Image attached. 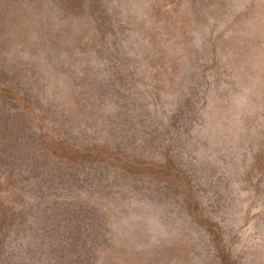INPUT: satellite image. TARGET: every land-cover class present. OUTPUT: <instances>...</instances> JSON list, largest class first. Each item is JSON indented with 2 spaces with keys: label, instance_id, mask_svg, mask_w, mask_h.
<instances>
[{
  "label": "rangeland",
  "instance_id": "374dc122",
  "mask_svg": "<svg viewBox=\"0 0 264 264\" xmlns=\"http://www.w3.org/2000/svg\"><path fill=\"white\" fill-rule=\"evenodd\" d=\"M263 9L0 0V264H264Z\"/></svg>",
  "mask_w": 264,
  "mask_h": 264
},
{
  "label": "bare ground",
  "instance_id": "6f19581e",
  "mask_svg": "<svg viewBox=\"0 0 264 264\" xmlns=\"http://www.w3.org/2000/svg\"><path fill=\"white\" fill-rule=\"evenodd\" d=\"M264 10V9H263ZM263 17H264V15H262ZM261 18V17H260ZM259 19V18H258ZM262 19H264V18H262ZM256 21V20H255ZM263 21V20H262ZM17 30V29H16ZM2 32V31H1ZM17 32V31H16ZM262 38V37H261ZM7 39V38H6ZM256 54V53H255ZM257 60V59H256ZM262 62H264V61H262ZM260 66V65H259ZM261 67H262V65H261ZM263 69V68H262ZM259 77H261V76H259ZM140 79V78H139ZM139 81V80H138ZM141 81V80H140ZM259 82V81H258ZM260 83V82H259ZM253 84H255V83H253ZM248 85V84H247ZM257 85V84H256ZM261 85H262V87H263V84H260L259 86H260V88H261ZM255 86V85H254ZM248 87H250L251 88V86L250 85H248ZM249 88V89H250ZM259 88V87H258ZM70 89V88H69ZM252 89H253V87H252ZM60 90V89H59ZM250 92V91H249ZM260 92V91H259ZM256 93V92H255ZM260 95H262V94H260ZM260 95H258L259 97H260ZM73 96V95H72ZM84 96V95H83ZM89 98V97H88ZM92 99V98H91ZM89 100V99H88ZM256 100V99H255ZM79 102V101H78ZM90 102V101H89ZM88 103V102H87ZM79 104H81V103H79ZM79 107V106H78ZM83 110V109H82ZM86 110V109H85ZM89 111H91V110H89ZM97 111H98V109H97ZM247 112V111H246ZM257 112V111H256ZM81 113V112H80ZM74 114V113H73ZM79 114V113H78ZM86 115V114H85ZM88 115V114H87ZM245 115V114H244ZM81 117V116H80ZM252 117H253V115H252ZM84 122L86 121V120H83ZM62 156V155H61ZM234 185V184H233ZM99 199V198H98ZM111 201H112V199H111ZM105 202V201H104ZM106 203V202H105ZM107 204V203H106ZM117 206V205H116ZM108 208V207H107ZM115 208V207H114ZM132 209H134V208H132ZM116 210V209H115ZM110 211V210H109ZM112 211V210H111ZM110 211V212H111ZM134 211V210H133ZM137 211V210H136ZM122 212H124V211H122ZM200 212V211H199ZM137 213H138V211H137ZM136 213V215H138ZM113 214V213H112ZM134 214V213H133ZM201 214H202V210H201ZM119 215H120V213H119ZM113 216V218H114V216L115 215H112ZM117 216V215H116ZM204 216H206V215H204ZM125 217V216H124ZM129 216H127V218H128ZM203 217V216H202ZM116 218V217H115ZM120 218V217H119ZM131 218V217H130ZM129 218V219H130ZM133 218V217H132ZM145 218V217H144ZM208 218V217H207ZM124 219V218H123ZM140 219V218H139ZM115 220V219H114ZM113 220V221H114ZM117 220V219H116ZM115 220V221H116ZM125 220H126V217H125ZM142 220V219H141ZM127 221H129V220H127ZM188 221V220H187ZM126 223V222H125ZM130 225H131V223H129ZM148 224V223H147ZM130 225L128 226V227H130ZM140 225V224H139ZM138 225V226H139ZM198 225H200V224H198ZM124 226H125V224H124ZM158 226V225H157ZM126 227H127V224H126ZM127 227V228H128ZM148 227H150V226H148ZM198 227V226H197ZM200 227H201V225H200ZM156 228V227H155ZM129 230H130V228H128ZM132 229V228H131ZM129 230H126L125 232H124V234L127 232V231H129ZM133 230H134V228H133ZM185 230V229H184ZM215 230V229H214ZM213 230V231H214ZM139 231H141V230H139ZM132 232V231H131ZM182 232H184V231H182ZM190 232V231H189ZM130 233V232H129ZM179 233V232H178ZM131 234V233H130ZM215 234V233H214ZM127 235H128V233H127ZM133 234H131V236H132ZM138 235V234H137ZM191 235V234H190ZM123 236V235H122ZM178 236H180V235H178ZM220 236V235H219ZM133 237V236H132ZM214 238V237H213ZM182 239V238H181ZM129 240H131V239H129ZM128 241V240H127ZM180 242H182V241H180ZM185 242V241H184ZM228 242V241H227ZM188 243V242H187ZM194 243V242H193ZM127 244H130V242L129 243H127ZM192 244V243H191ZM131 245V244H130ZM224 245V244H223ZM129 246V245H128ZM183 246H184V244H183ZM216 246V245H215ZM192 247V246H191ZM224 247V246H223ZM184 248V247H183ZM195 248V247H194ZM181 249H182V247H181ZM192 249V248H191ZM134 250V249H133ZM192 250H194V249H192ZM185 251V250H184ZM228 251V250H227ZM191 252V251H190ZM193 252V251H192ZM233 256H234V254H233ZM192 257V256H191ZM261 259H262V257H261ZM221 260V259H220ZM218 261V260H217ZM253 262V261H252ZM260 262V261H259ZM222 264V263H221ZM236 264V263H235ZM254 264V263H253Z\"/></svg>",
  "mask_w": 264,
  "mask_h": 264
}]
</instances>
